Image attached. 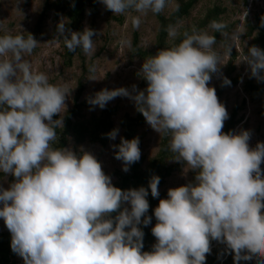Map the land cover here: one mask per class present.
Masks as SVG:
<instances>
[{
    "label": "clouds",
    "instance_id": "9594fccd",
    "mask_svg": "<svg viewBox=\"0 0 264 264\" xmlns=\"http://www.w3.org/2000/svg\"><path fill=\"white\" fill-rule=\"evenodd\" d=\"M100 2L113 15L137 13L130 19L138 29L142 17L162 13L170 0ZM66 24L61 19L56 29L65 47L91 55L94 30L73 31ZM226 27L213 20L212 32L181 33L179 23L168 25V36L180 42L143 60L144 90L135 84L104 88L88 98L101 109L117 96L131 99L153 130L170 136L172 160L196 173L194 182L169 188L159 200L151 251H142L139 225L151 222L146 197L148 188L159 197L160 177L152 175L148 188L122 190L92 152L54 147L70 90L51 83L26 59L39 43L31 33L0 34V172L15 177L8 188L0 187V218L25 264H205L210 239L225 243L236 264L253 258L264 264V142L251 148L250 131H222L229 114L209 86L224 64L214 33L228 38ZM241 34L239 28L232 33L229 55ZM241 62L264 81V50L249 47ZM223 83L231 82L225 77ZM112 147L125 172L140 159L138 137Z\"/></svg>",
    "mask_w": 264,
    "mask_h": 264
},
{
    "label": "rangeland",
    "instance_id": "374dc122",
    "mask_svg": "<svg viewBox=\"0 0 264 264\" xmlns=\"http://www.w3.org/2000/svg\"><path fill=\"white\" fill-rule=\"evenodd\" d=\"M53 0H0V34L11 32L13 34L24 31L26 36L31 33L39 42L32 54L26 59L31 63L34 69L45 72L51 83L66 85L70 90L65 103L67 110L71 107L72 98L75 90L76 80L81 73V66L89 67L90 74L84 79V90L81 98L88 103V98L95 95L101 89L109 90L126 87L131 89L136 85L139 90L147 87V81L142 78L140 72L143 60L150 55H155L156 49V31L157 22L151 12L142 17V22L138 29L133 28L130 16L137 13L132 12L124 15H113L104 5L97 0L96 8L91 11L86 9L81 30L85 27L94 30L93 44L94 51L91 55H85L81 51L80 55H74L71 65L65 67L62 63V37L57 32V24L61 19L66 18L63 12L46 9V4ZM177 2L170 0L169 5L162 12L167 15L175 9ZM222 10L217 15L218 22L227 25L225 32L228 38H223L218 32L216 36L217 45L215 47L221 53L220 71L213 73L209 82L210 87H214L218 100L226 107L229 117L232 113L236 122L232 131L248 130L251 133L249 146L255 148L257 142H264V98L260 95L250 96L244 91L247 83L257 85L260 83L256 78L250 75V69L246 62H239L243 55L248 52V48L253 46L252 39L256 34L254 27L261 18L264 25V0H198L190 10L187 17L179 23V31H191L192 28L198 30H208L212 32L208 24H203L205 14L213 7ZM43 12L42 21L39 29L35 32L37 20ZM239 28L242 34L236 38L230 55L226 51V46L233 42L232 33ZM74 31V30H73ZM136 35V46L142 51L147 52L146 57H139L133 52L132 38ZM61 38V39H60ZM175 43V40L167 37L164 45L160 48L169 47ZM255 46H260L255 44ZM159 49V50H160ZM88 76H94L97 79L91 80ZM230 80V84H224V78ZM104 108L112 110L111 120L113 129L118 128V134L114 140L108 139L106 144L89 143L87 141L73 142L68 139L64 147H70L79 152L83 147L92 152L98 161L101 162L103 171L111 177L112 184L116 181L117 172L123 171V162L115 158V150L112 145L121 142L123 130L121 121L124 116L134 118L136 115V106L128 97L117 96L107 102ZM103 108V109H104ZM99 106H93L88 103V108L84 109L86 119L96 117L103 110ZM66 110V111H67ZM56 118H59L56 116ZM227 120H225L224 125ZM224 128V127H223ZM223 130V129H222ZM161 134L151 128L142 116V122L135 128L134 137L139 138V148L141 152L142 166L156 155L159 147ZM170 140V138H169ZM175 163V170L166 177L158 187L159 197L167 198L169 188L194 182L196 173L189 169L187 165L179 161ZM264 169V163L261 164ZM15 177L11 174L0 172V187L8 188ZM130 205H122V207ZM2 207V204H0ZM153 207L149 206L147 216L151 217V222L145 226L140 224L147 232L152 233L151 229L156 223ZM143 219V217H142ZM0 233L9 237L11 233L5 226L4 220L0 218ZM156 242L152 235L148 243L151 248ZM211 251L206 254L205 264H236L233 259L234 253L227 249L225 243L210 239ZM12 264H25L20 256L12 259ZM239 264H259L256 258L250 261H240Z\"/></svg>",
    "mask_w": 264,
    "mask_h": 264
},
{
    "label": "trees",
    "instance_id": "16d2710c",
    "mask_svg": "<svg viewBox=\"0 0 264 264\" xmlns=\"http://www.w3.org/2000/svg\"><path fill=\"white\" fill-rule=\"evenodd\" d=\"M179 6L178 10H173L169 14L165 15L163 13L153 14L157 22L156 31V49L159 50L165 43L168 33L166 31L168 25L177 24L185 17L188 16L190 10L197 3L198 0H175ZM97 0H53L52 2L46 4V9H53L54 11H61L64 13L66 18V27L74 31L81 30V22L84 18V13L86 9L93 11L96 8ZM222 10L218 7H213L209 10L203 19V24H210L211 21H217V15L220 14ZM43 12L39 16L36 26L34 28L35 32L39 29V24L42 21ZM251 29H256V34L252 39V45L258 44L262 50H264V25L262 24L261 18L257 21L256 25ZM183 33V32H182ZM217 33H214L215 37ZM181 37L175 39V43L180 42ZM62 63L65 67L71 65V61L74 55H80L81 49H76L75 51H69L62 41ZM132 49L133 52L139 57H146L147 52L142 51L136 46V35L133 34L132 38ZM90 68L81 66V73L76 80L75 90L72 98L71 107L64 113V126L62 129H57L58 140L54 143V147H64L70 138L73 142H83L87 141L89 143H99L100 145L106 144L109 139L107 133L113 130V123L111 120L112 110L109 108H104L100 114L96 117L86 119L84 116V109L88 108V103L85 99L81 98L82 92L84 90V79L87 74H90ZM244 91L250 95H260L264 98V81H260L259 84L254 85L247 83L244 86ZM234 113L230 115L227 119L223 132L227 133L232 131L235 121L233 119ZM142 113L137 111L134 118H129L124 116L121 121V126L123 130L122 138L132 139L134 136L135 128L142 122ZM56 119V116H54ZM169 135L161 134L159 147L156 155L148 162L147 165L142 166L141 158L138 162H135L129 166V171L127 172H117L116 181L113 183L114 186L127 190L130 188H139L141 186L148 188L149 180L152 175H158L160 177L161 186L164 179L174 171L175 163H173V153L169 150ZM119 144V143H118ZM117 144V145H118ZM117 150V149H116ZM115 150V151H116ZM149 206L155 208L159 204L160 197L154 198L151 195V190L148 188V196L146 197ZM113 216L116 213L112 214ZM139 227L144 232L143 237V249L142 251H151L148 247V243L151 240L152 233L147 232L142 226ZM17 256L11 249V236L7 237L0 233V264H12V258Z\"/></svg>",
    "mask_w": 264,
    "mask_h": 264
}]
</instances>
